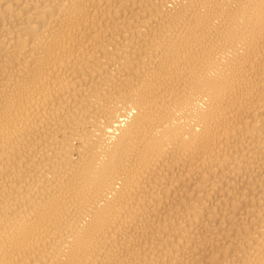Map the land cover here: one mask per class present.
<instances>
[{
    "label": "bare ground",
    "instance_id": "6f19581e",
    "mask_svg": "<svg viewBox=\"0 0 264 264\" xmlns=\"http://www.w3.org/2000/svg\"><path fill=\"white\" fill-rule=\"evenodd\" d=\"M0 264H264V0H0Z\"/></svg>",
    "mask_w": 264,
    "mask_h": 264
}]
</instances>
